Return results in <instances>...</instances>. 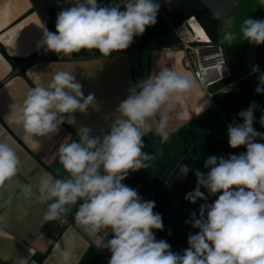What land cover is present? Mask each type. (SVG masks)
<instances>
[{
	"label": "clouds",
	"instance_id": "obj_1",
	"mask_svg": "<svg viewBox=\"0 0 264 264\" xmlns=\"http://www.w3.org/2000/svg\"><path fill=\"white\" fill-rule=\"evenodd\" d=\"M66 7L57 14L56 32L43 29L38 49L70 56L82 49H96L108 58L126 50L134 37L142 36L147 27L157 22L158 0H116L102 5L98 0H65ZM264 5V0H260ZM226 27L221 43L231 47L238 40L233 31L234 20L226 17L223 8L212 11ZM242 42L264 44V20L244 19L239 28ZM207 38V37H205ZM253 73L259 72L253 66ZM257 94H264V73L258 77ZM196 81L170 67L152 72L132 86L126 99L119 102L109 131L92 135V129L81 126L78 141L62 142L58 147L61 169L56 175L44 172L38 184L17 179L21 159L16 150L0 139V188L14 184L26 200L46 205L45 222L61 220L72 212L75 222L89 237L110 229L111 238L103 248L110 253L108 264H264V133L254 128L257 109L252 102L238 113L243 121L228 124V144L240 146L246 152L224 157L210 156L204 167L207 174L196 170V186L185 200L199 207V217L193 212L186 224L199 231L189 234V247L178 254L165 240H157L153 229L163 230L162 216L155 213V201H145L137 190L122 183L130 174L152 167L155 154L144 149L143 137L153 131L161 142L170 139V111L176 110L177 96L190 93ZM208 102L200 104L204 111ZM97 108L94 94L86 97L82 85L70 71H56L45 86L31 88L18 106V119L31 137L50 138L65 122L75 125L74 113H87ZM260 124L264 127V113ZM177 178L186 177L190 166L179 164ZM209 195L220 193L211 204L201 191ZM9 195L0 200V207L12 203ZM171 233H169L170 235ZM46 264V262H45Z\"/></svg>",
	"mask_w": 264,
	"mask_h": 264
},
{
	"label": "crops",
	"instance_id": "obj_2",
	"mask_svg": "<svg viewBox=\"0 0 264 264\" xmlns=\"http://www.w3.org/2000/svg\"><path fill=\"white\" fill-rule=\"evenodd\" d=\"M114 2L116 0H98L102 5ZM158 2L156 24L147 27L142 36L134 37L126 50L108 58L96 49H82L67 57L49 51L45 58L24 65L44 49L37 47L43 37V25L55 33L57 14L67 4L65 0H0V139L6 140L21 159L17 177L20 182L36 185L44 172L55 176L57 169H61V175H66L58 159L60 143L78 141L77 131L81 126L91 128L93 136L101 135V130L107 133L119 102L126 99L129 89L138 81L165 67L196 81L192 68L184 63L185 59L193 61L183 46L184 37L188 39L190 35V26L186 23L190 20L196 30L222 49L230 76L208 88L196 81L198 86L190 93L177 96L176 110L168 113L170 139L161 142L155 134L158 116L153 120V131L142 138L145 144L142 151L155 154L152 167L130 172L122 181L127 186L142 183L147 197L155 201L153 211L162 216L163 230H152L156 239L165 240L171 251L183 254L189 247V234L199 231L185 221L193 212L198 218L199 207L205 203L198 200L193 204L184 198L196 186L195 171L207 174L209 169L204 163L210 156L227 159L229 155L246 152L244 146L235 149L229 146L227 126L234 120L242 123L238 113L252 102L257 105L253 126L264 133L259 122L264 113V94L255 92L258 77L264 73V44L242 42L239 35L244 19L251 16L264 20V5L260 0ZM216 8H223L226 17L234 20L232 30L237 32L238 40L231 47L221 43L227 29L222 19L214 18L212 11ZM253 66H258L259 72L253 73ZM61 70L75 75L85 97L94 94L97 108L89 107L86 114L74 113L76 124L65 122L50 138L31 137L18 119L17 108L31 88L38 84L46 86L52 75ZM206 101L204 111L197 115L200 104ZM180 163L192 170L186 177L177 178ZM159 167L165 184L156 190L154 177ZM201 191L208 197V204L215 201L206 189L202 187ZM9 195L13 197L12 203L0 207V264H108L111 253L103 246L111 238L110 229L89 237L75 222L76 206L69 214V223L63 225L58 220L45 222L46 205L24 199L11 183L0 188V200Z\"/></svg>",
	"mask_w": 264,
	"mask_h": 264
},
{
	"label": "built area",
	"instance_id": "obj_3",
	"mask_svg": "<svg viewBox=\"0 0 264 264\" xmlns=\"http://www.w3.org/2000/svg\"><path fill=\"white\" fill-rule=\"evenodd\" d=\"M186 23L190 26V35L188 39L184 37L183 46L192 56L193 61L189 62L185 59L184 63L187 68H192L195 80L203 88H208L218 81L229 78L230 72L223 56L222 49L212 43L210 39L201 38L190 24V20ZM204 37L207 36L204 34ZM47 54L48 52L45 51L33 59H28L25 61L24 65H29L34 61L43 59ZM136 189L140 190V186L137 185ZM58 221L63 225H67L69 223V215Z\"/></svg>",
	"mask_w": 264,
	"mask_h": 264
},
{
	"label": "trees",
	"instance_id": "obj_4",
	"mask_svg": "<svg viewBox=\"0 0 264 264\" xmlns=\"http://www.w3.org/2000/svg\"><path fill=\"white\" fill-rule=\"evenodd\" d=\"M45 52V49L41 50L40 52H37L36 54H34L31 58L29 59H33L35 57H37V55H40L42 53ZM135 74H137V78H139L140 75H138V70H135ZM165 184V177L163 176V171L162 168L159 167L156 171L155 177H154V189L159 190L163 187V185ZM139 185L140 186V190L136 189V186ZM129 187L137 190L138 194L142 197L143 200L145 201H150V199L147 197V194L145 192V189L142 186L141 182L135 183L130 185ZM220 193H217L216 195H213L214 199H217Z\"/></svg>",
	"mask_w": 264,
	"mask_h": 264
},
{
	"label": "bare ground",
	"instance_id": "obj_5",
	"mask_svg": "<svg viewBox=\"0 0 264 264\" xmlns=\"http://www.w3.org/2000/svg\"><path fill=\"white\" fill-rule=\"evenodd\" d=\"M193 26V25H192ZM194 27V26H193ZM194 29L196 30V28L194 27ZM197 34H199V36H201V38H205L204 37V33L201 32L200 30L198 31V29L196 30Z\"/></svg>",
	"mask_w": 264,
	"mask_h": 264
}]
</instances>
